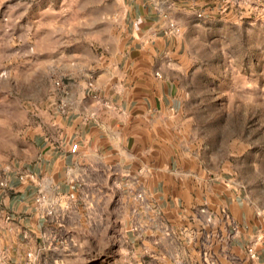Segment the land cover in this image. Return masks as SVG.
Wrapping results in <instances>:
<instances>
[{
	"label": "rangeland",
	"instance_id": "rangeland-1",
	"mask_svg": "<svg viewBox=\"0 0 264 264\" xmlns=\"http://www.w3.org/2000/svg\"><path fill=\"white\" fill-rule=\"evenodd\" d=\"M121 12L114 0H0V189L31 155L37 126L63 111L81 83L91 86L116 66ZM209 15L211 22L185 34L174 138L197 153L191 168L197 165L200 203L234 206L231 237L256 234L264 228V0H231ZM137 195L126 201L124 221L52 218L48 240L25 237L27 252L0 249V264H195V250L208 252L205 264H218L212 252L228 247L222 235L192 240L163 202Z\"/></svg>",
	"mask_w": 264,
	"mask_h": 264
},
{
	"label": "crops",
	"instance_id": "crops-1",
	"mask_svg": "<svg viewBox=\"0 0 264 264\" xmlns=\"http://www.w3.org/2000/svg\"><path fill=\"white\" fill-rule=\"evenodd\" d=\"M114 1L126 21L116 66L72 90L67 107L37 126L31 155L7 174L0 189L1 252H27L28 236L44 243L51 219L66 212L81 223L110 214L124 221L126 201L144 190L192 240L208 231L222 235L228 247L212 252L218 264H264V243L258 258L247 252L253 231L230 236L238 220L233 205L200 203L197 165L191 168L197 153L188 143L182 149L173 133L183 109L175 70L183 64L185 34L211 22L209 14L231 0ZM171 23L183 33H169ZM192 252L195 264L209 260L208 252Z\"/></svg>",
	"mask_w": 264,
	"mask_h": 264
},
{
	"label": "built area",
	"instance_id": "built-area-1",
	"mask_svg": "<svg viewBox=\"0 0 264 264\" xmlns=\"http://www.w3.org/2000/svg\"><path fill=\"white\" fill-rule=\"evenodd\" d=\"M199 16H202V14H199ZM180 31H181V28L179 26H177L175 23L170 24L169 33L170 32L171 33H180ZM57 84L60 85V82H57ZM78 148H79V144H73L71 151L73 153H76L78 151ZM144 192H145L144 190L139 191L137 197L140 199H144ZM41 198H44V196H42ZM40 199H39V201H40ZM233 223L234 222H232V224ZM234 230H235V234H237L238 228L235 225H234ZM263 243H264V228L260 229L256 234H254L253 239L251 240V242L249 243V245L247 247V252L249 253V255L252 259L258 258L257 249ZM173 264H186V263L183 261H176Z\"/></svg>",
	"mask_w": 264,
	"mask_h": 264
}]
</instances>
